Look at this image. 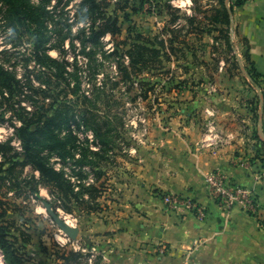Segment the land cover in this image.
<instances>
[{
  "label": "rangeland",
  "instance_id": "obj_1",
  "mask_svg": "<svg viewBox=\"0 0 264 264\" xmlns=\"http://www.w3.org/2000/svg\"><path fill=\"white\" fill-rule=\"evenodd\" d=\"M118 1L120 7L113 5ZM68 2L63 6L59 0H0V73L4 77L24 80L29 69L41 72L34 57L37 46L55 58L66 52L71 62L74 53L79 58L74 84L56 75L52 78L54 90L60 91L69 109L63 110L64 117L52 120L54 131L40 134L34 146L55 170L64 172L80 200L71 194L66 198L58 187L44 184L32 164H22L26 151L11 120L19 116V110L29 113L28 117L41 114L42 84L34 83L35 93L29 98L2 95L0 86V142L10 146L0 150V224L7 228L25 264H87L93 253L100 264L101 243L91 230L92 222L96 217L118 216V185L134 165L154 160V149L170 143L167 138L174 128L195 125L206 135L212 129L219 135L214 120L224 116L223 111H232L248 147L246 154H251L253 142L264 156V139L256 126L264 113V75H255L260 72L248 61V42L238 35L234 21L229 27L213 22L220 14L218 0H107L101 14L118 16L123 33L85 45L79 36L96 16L83 8L82 0ZM167 2L177 10L167 9ZM29 3L44 8L39 10V20L30 14ZM66 23L72 24L71 35L58 39L57 34L67 32ZM139 36L149 38L150 46L153 42L158 46L159 36L160 40L177 36L172 44L175 53L162 66L154 63L143 71H125L124 67H130L126 50L142 42ZM84 110L91 120L87 127L79 118ZM67 115L79 119L69 123ZM94 127L101 135L94 134ZM172 136V142H177V136ZM242 186L258 198L255 188ZM94 190L97 197L90 193ZM255 204L234 207L264 227V205L259 198ZM232 208L219 209L229 213ZM59 219L70 223L78 235L70 237ZM72 254L83 258L77 262ZM0 264H9L1 248Z\"/></svg>",
  "mask_w": 264,
  "mask_h": 264
},
{
  "label": "crops",
  "instance_id": "obj_2",
  "mask_svg": "<svg viewBox=\"0 0 264 264\" xmlns=\"http://www.w3.org/2000/svg\"><path fill=\"white\" fill-rule=\"evenodd\" d=\"M233 21L238 35L247 38L251 60L263 76L264 0H248L235 7ZM223 112L224 116L214 120L219 135L214 129L206 135L195 125L174 128L170 133L177 136V142H172L171 135L167 138L170 143L156 146L153 161L147 159L145 164L134 165L132 172L125 174L118 185V216L96 217L91 225L106 261L264 264V227L260 222L241 208L234 207L226 213L209 198L207 178L219 171L239 184L255 188L264 205V156L253 142L251 154H246L248 147L234 113ZM256 126L264 139V113ZM163 192L198 200L208 207V216L199 219L187 214L180 218L163 203ZM162 245L168 250L165 254L159 252Z\"/></svg>",
  "mask_w": 264,
  "mask_h": 264
},
{
  "label": "trees",
  "instance_id": "obj_3",
  "mask_svg": "<svg viewBox=\"0 0 264 264\" xmlns=\"http://www.w3.org/2000/svg\"><path fill=\"white\" fill-rule=\"evenodd\" d=\"M50 1V0H45ZM82 5L84 9H87L92 13L93 16H96L93 20L94 22H91L89 27L86 31H82V34L79 36L82 40V43L85 45V42H91L92 44L95 42H99L103 37L106 35H111L114 38L118 35H121L123 33V28L120 22L119 17L113 16L110 14H101V6L102 4H105L107 0H82ZM149 1V0H148ZM197 0H193L194 3ZM220 3V9L217 16H214L213 22L218 23L220 22L221 25H225L229 27L232 24L233 20V12L235 7H240L244 5L248 0H218ZM146 2V1H143ZM28 3V2H27ZM68 0H59V4H62L63 6H67ZM119 1L115 2L113 5L119 6ZM26 6V4L22 3V6ZM151 6H154L153 3H151ZM169 10H177L173 7L172 3H165L164 5ZM25 8V7H24ZM28 8H30V14L33 15V17H37L39 20L40 13L39 10H44L43 7L40 9L37 8V6H32L31 3H29ZM80 10L79 14H75L76 18L84 11ZM95 9H99L96 11ZM82 11V12H81ZM135 11H137L135 9ZM48 13L46 12V15ZM129 15V14H128ZM100 17V18H99ZM218 17H221V20H218ZM129 18V16H127ZM176 17L172 15V20H174ZM67 19V18H66ZM71 19V18H70ZM70 19H67L69 22ZM75 19V18H73ZM98 19H101L98 20ZM190 22H193V18H188ZM72 24L66 23L65 35L63 32L57 34L58 39L66 40L68 36H70L72 30L71 26ZM165 29L163 30V32ZM172 32V31H171ZM174 32V31H173ZM70 34V35H69ZM86 36V37H84ZM142 42L133 44L128 50H126V55L129 58V66L130 67H124L123 70L127 71L129 68H133V70L143 71V69H147L151 67L154 63H159L161 66L163 65L164 59H171V56L175 53V48L172 46L174 39H177V36H175L172 39H166V40H160V36L156 39H159L158 46H154L152 43V46H150L149 38H145L144 36H139ZM86 38V39H85ZM244 40H247V38H244ZM169 45V47L167 46ZM249 46V43H248ZM37 50L34 53L36 65L39 66L38 70L41 72H35L34 70L29 69V73L26 74V76L23 78H17L13 77L12 75H6L8 77L3 76L2 73H0V86H2V95H10L11 97H18V96H26V97H32L35 93L34 85L35 82H40L42 84V92H44L42 107L38 109V111L41 112L37 116L33 115L31 117H28L27 112L24 110H19L20 113L19 116H14L11 120V124L15 130L16 135L18 136L19 140L21 141L23 148L25 149V160L22 162V164H32L41 174V180L44 184L51 185L58 187L60 191L63 193V195L67 198L69 195H74V198L77 200L82 199L81 196H78V193H74V190L72 189L71 182L66 178L64 172H59L55 170L48 162L45 156L42 155V152L39 150H36L37 148L34 146L35 143L38 141V136L43 133L47 132H53L52 129V120L64 117L63 116V110L69 109V105L65 104V101L61 97L60 91L56 93V91L53 88V81L52 78L54 75L57 77L63 78L64 81L68 82V85L71 83L74 84L72 81V77L75 72H78V66L77 63L79 62L78 55L74 53L73 61H69L67 52L61 56V58H55L50 55L48 51H41L39 50V47H36ZM87 49V46L84 47ZM249 48V47H248ZM77 50V49H76ZM75 50V51H76ZM84 51V50H83ZM82 52V51H81ZM83 53V52H82ZM84 53H86L84 51ZM83 53V54H84ZM85 55V54H84ZM248 61H250L252 67H254L255 70V64L251 60L249 49L247 53ZM1 72V71H0ZM42 74L41 77L39 74ZM254 73H257L256 71ZM259 73V72H258ZM260 75L262 74H255ZM8 87V91H5V87ZM81 89V87H80ZM5 91V92H4ZM23 93V94H22ZM85 98H87L86 94L83 95ZM49 99L52 100L48 101ZM49 103V104H47ZM49 106V108H46V105ZM59 107V108H58ZM50 111V112H49ZM88 110H84L81 112L79 118L82 119L84 122V125L87 127L90 126V117L88 115ZM51 113H53L51 115ZM70 114V112L68 113ZM53 116V117H52ZM68 116V115H67ZM52 117V118H51ZM66 117V116H65ZM79 118H76V115H73L71 117L68 116L67 121L69 123H72L73 121H77ZM0 122L3 121L2 118H0ZM37 119V120H35ZM94 127V134L101 135L100 132L95 130ZM96 131V132H95ZM72 134V133H71ZM9 145L6 143L0 142V150H6ZM10 147V146H9ZM19 163V162H17ZM69 192V193H68ZM93 197H97L98 193H95L94 191L90 192ZM0 248L5 255L7 261L9 264H25L23 258L18 253L17 248L14 246L12 242H10L7 234V228L0 224ZM72 258H75V261L80 262L83 256L81 254H72ZM67 260H69V257H65Z\"/></svg>",
  "mask_w": 264,
  "mask_h": 264
},
{
  "label": "built area",
  "instance_id": "obj_4",
  "mask_svg": "<svg viewBox=\"0 0 264 264\" xmlns=\"http://www.w3.org/2000/svg\"><path fill=\"white\" fill-rule=\"evenodd\" d=\"M207 182L210 200L221 209L228 210L238 204L244 205V207H248L252 203L256 205L255 201L257 202L258 200L257 194L255 196V193L250 189L238 184L235 180L230 179L219 171L210 173ZM160 195L167 209L176 213L180 218L187 214H193L199 219H205L208 216V207L198 202V200L165 192ZM167 251L165 245L159 246L161 254H165ZM101 257L100 264H111L106 261L104 255ZM97 262L98 258L93 253L88 259L87 264H98Z\"/></svg>",
  "mask_w": 264,
  "mask_h": 264
},
{
  "label": "water",
  "instance_id": "obj_5",
  "mask_svg": "<svg viewBox=\"0 0 264 264\" xmlns=\"http://www.w3.org/2000/svg\"><path fill=\"white\" fill-rule=\"evenodd\" d=\"M58 223L70 237L75 238L78 235V231L70 226L66 221L59 219Z\"/></svg>",
  "mask_w": 264,
  "mask_h": 264
},
{
  "label": "bare ground",
  "instance_id": "obj_6",
  "mask_svg": "<svg viewBox=\"0 0 264 264\" xmlns=\"http://www.w3.org/2000/svg\"><path fill=\"white\" fill-rule=\"evenodd\" d=\"M69 225H70V223H69ZM71 226V225H70Z\"/></svg>",
  "mask_w": 264,
  "mask_h": 264
}]
</instances>
